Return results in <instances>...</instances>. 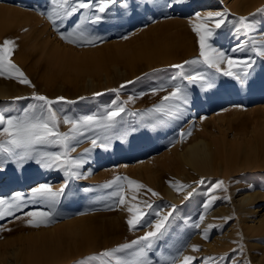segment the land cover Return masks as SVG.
I'll use <instances>...</instances> for the list:
<instances>
[{
    "label": "rangeland",
    "instance_id": "obj_1",
    "mask_svg": "<svg viewBox=\"0 0 264 264\" xmlns=\"http://www.w3.org/2000/svg\"><path fill=\"white\" fill-rule=\"evenodd\" d=\"M126 3L127 7L124 6L125 0H118L117 4L111 6L103 22L85 24L88 33L102 37V41H97L91 46L73 45L60 39L59 33L47 18V12L52 7L51 0H0V43L5 39H13L16 42L18 47L12 60L35 85L33 88L19 83L15 78L0 76V84L7 89V93L0 96V115L19 116L29 105L39 103L31 99L15 100L17 96L31 97L33 92L52 100L62 96L65 97V101L54 104L53 109L61 119L59 130L68 132L70 125L63 123L64 117L75 119L83 115L101 116L106 107H113V101H116V105L125 107V112L117 118L114 128L107 132L98 128L85 131L78 137L79 143L73 141L75 151L70 155L86 161L84 166L78 169L81 174L78 179L66 178L62 171L55 168L46 169L35 162H29L22 170H18L13 163L4 166V171L0 172V198L5 200H11L17 192L25 193L27 199L30 197L29 189L39 183L47 182L58 189L67 181V187L55 206L57 215L48 226L39 228L27 226L28 218L23 212H15V216H20L21 219H15V216L0 219V252L10 254L11 245L17 242L25 243L28 235L41 230L48 231L53 227L61 229L64 222L81 217L92 219L85 221L79 228L85 233L80 248L76 252L70 248L67 254L57 258L56 264H79V261L86 257L99 255L105 250L129 243L144 235L150 230L148 225H142L134 231L129 230L127 225L129 213L126 207L118 206V197L112 195L118 191L117 184L105 187L115 177L121 176L139 181L160 194L158 197L152 196L141 189L138 201L133 202L148 201L153 205L152 209H148L141 204L143 210L148 213L149 221H155V210L167 212L171 210V205L177 207L164 237L149 252L154 264H161V261L170 264L172 258L179 264L182 255L195 256L193 264H203V258L207 256L225 257L222 264H233V261H237L238 264H248V261L251 264H258L264 258L263 231L256 235H248L241 234V230L235 228L238 233L231 235L232 230L229 228L237 226L236 216L239 211L231 209V205L244 190L255 191L261 195L254 206L260 209L257 214L264 212V163L262 168L242 169L231 172L227 174L228 176L223 175L222 171L215 170L210 174L200 175L188 166L185 168L186 174L192 175V177L188 175L189 179L174 174L171 168L166 166L161 168L160 164L157 171L161 179L160 186H153L147 179L137 175L135 169L145 163L156 164L157 160L162 161L164 155L169 154L172 149H181L204 132L215 133L216 136L229 141L245 135H255L259 131L264 132V58L256 56L250 46L244 52L231 51L237 44L245 43L250 38L264 41V13L257 11L264 8V0L246 12L235 11L231 0H126ZM225 9L228 12V23L216 30L211 42L215 48L225 51L230 56L236 58L250 56L256 60L246 84L241 85L229 77H224L214 69H208L204 64L185 65V71L189 75L209 73L214 76V85L209 88L200 84L191 85L186 80L174 81L173 83H181L187 89L191 103L181 119L165 118V123L152 127L155 120L147 115L148 110L161 103L162 97L167 95V91L153 94L152 89L165 87L170 91L169 81L179 71L170 65L199 57L198 37L190 23V20L195 22L194 13L200 12L204 15L209 11ZM83 12L84 10H81L62 24L58 21L60 31L71 30L79 22ZM240 16L249 17L253 25V30L247 34L243 30L237 31L233 26ZM125 35L128 36L127 39L123 38ZM56 39L78 52L103 46L102 49H98V54L117 53L121 60V72L105 79L99 71L94 76L93 83H87V80H84V83L77 81L72 68L58 66L42 53V44L45 42L50 47ZM130 56L132 63L128 66L126 61ZM128 81L133 83L128 84ZM122 84L125 87L120 88ZM109 89L120 91L116 93ZM95 93L102 95L96 96ZM129 97H133L134 100L129 101ZM131 129L135 131L124 137L123 133ZM188 130H191L190 136L184 138L179 136L181 131ZM95 134L110 136L109 147L85 152V149H91V138ZM261 145L263 150L260 148L258 159H264V140ZM40 147L43 151L60 150L58 146ZM7 157V153L0 152V158ZM201 178L205 183H196ZM178 179L191 187L177 192L168 182L179 181ZM219 180L224 181L227 191L219 188L212 193L211 186ZM123 186L128 200L131 201L133 193L128 190L126 183ZM166 186L172 189L173 196L165 192ZM193 188L196 189L194 195L185 200V195ZM210 194L219 198L205 212L203 205L209 200ZM229 196L231 200L225 199ZM225 207H230V210L216 211L210 216L213 210ZM35 208L47 210L45 204H29L24 211ZM202 214L206 218L197 229L194 224L200 222L199 217ZM239 215L240 222L242 217L248 222L249 215ZM229 216L234 218L225 222L223 218ZM208 224L218 227L211 229L209 238L204 239L203 229ZM191 241L195 243L191 244ZM221 242L231 243L233 246L229 249L223 248ZM240 242L244 244L243 253L234 251L239 248ZM210 244L216 248H211ZM191 245H198L200 251L193 252ZM64 250L62 248L59 255ZM130 251L125 250L117 255L127 259L130 258ZM9 257L10 261L15 259L13 256ZM47 258L52 259L48 256ZM47 262L49 261L43 259L39 262L28 260L25 264ZM91 264H101V261H92ZM110 264H115V261L111 260Z\"/></svg>",
    "mask_w": 264,
    "mask_h": 264
},
{
    "label": "snow or ice",
    "instance_id": "obj_2",
    "mask_svg": "<svg viewBox=\"0 0 264 264\" xmlns=\"http://www.w3.org/2000/svg\"><path fill=\"white\" fill-rule=\"evenodd\" d=\"M118 3V0H51L52 7L47 12V18L54 26V29L59 33L60 39L66 43L73 45H91L94 46L97 41H102V37L96 34H90L85 30V24H98L104 21L106 14L109 12L111 6ZM125 7L127 3L125 0ZM84 10L78 23L71 30L60 31V25L66 19L74 16L75 14ZM258 12L264 13V8L258 9ZM43 14V13H42ZM255 15V14H252ZM195 22L192 23V30L198 37L199 44V57L193 60H186L181 64L170 65L171 68L177 69L178 74L171 77L168 87L171 88L168 91L165 87L152 89L153 94L158 91H167V95L162 97L161 103L154 105L148 110L147 115L151 116L155 120V127L157 124L165 123V118L179 120L183 117L187 106L190 105L191 99L189 93L181 83H173L174 81L186 80L189 84H200L202 87H212L215 83V78L209 73H196L187 74L185 71V65L190 64H204L208 69H214L216 73L221 74L224 77H229L239 84H246L248 77L256 64V60L252 57L236 58L228 55L225 51L217 49L212 44V38L217 29H221L227 23V10L223 11H209L204 15L200 12L194 13ZM211 25V26H210ZM237 31H245L247 34L253 30V25L250 22L249 17L240 16L236 23L233 25ZM127 39L128 36L123 37ZM251 47V51L256 56L264 58V41H257L251 39L245 43L237 44L231 49L233 53L244 52L248 47ZM18 47L13 39H5L0 43V76H7L9 78H15L19 83L35 87L31 80L25 75V73L13 62L12 56L15 49ZM128 84L133 81H128ZM125 87L121 85L120 88ZM111 92L118 93L120 89H109ZM94 95L100 96L102 93H95ZM15 100L31 99L37 101V104H31L24 112L19 116L0 115V152L7 153V158H0V172L4 171V166L9 163H13L17 166L18 170H22L29 162H35L37 165L52 169L55 168L62 171L66 178L75 177L80 178V172L78 169L82 168L86 163L83 159L73 158L70 154L75 151L72 146L73 141L79 143L78 137L82 136L85 131H92L93 129H102L105 132L112 129L117 124V118L125 112L123 105H116V101H113V107H106L101 116L95 115H83L78 118L64 117L63 123L70 125L68 132L60 131L61 119L57 115V112L53 109V105L61 101H65V97H57L56 100L49 99L45 95H40L33 92L31 97L17 96ZM84 99V97H80ZM134 100L133 97H129V101ZM71 103V101H68ZM127 103V102H125ZM130 115H136V113H129ZM203 119V118H202ZM135 129L126 130L123 136L126 137L130 132H134ZM191 130L187 132L181 131L179 136L184 138L190 136ZM123 138V137H121ZM111 137L108 135L101 136L95 134L91 138V149H85V152H90L96 148L107 149L110 145ZM40 146H58L59 151H43ZM124 183L128 186L133 195L131 201L126 196V190ZM198 184H204L205 180L201 178ZM113 184H117L118 191L112 195L118 197V206H124L129 213L127 219V225L130 231L136 230L142 225H148L150 230L145 232L144 235L132 240L129 243L118 245L117 247L105 250L99 255H92L79 261V264H91L92 261H101V264H110L111 260L115 261V264H154L153 260L149 256V252L160 241L169 226L170 221L174 218V214L177 212L176 205L170 206V211L164 212L161 210H155L154 215L156 217L154 222L147 219L148 213L143 210L141 204L148 209H152L153 205L148 201H138L139 192L144 189L147 193H151L152 196H159L158 192H155L151 188H147L139 181L130 179L129 177L117 176L115 179L105 187H112ZM170 186L177 192L184 191L190 188L191 185H185L180 181H169ZM67 187V181L60 188H53L50 183H39L29 189L30 197L26 199L25 193L17 192L11 198V200H5L0 198V219L5 216H15V212H23V215L27 217V226L33 228H39L41 226H48L53 222L54 217L57 215L55 210L56 204L59 202V198L64 194ZM227 188L223 180L216 181L211 186V192L214 193L217 189ZM196 189L193 188L188 191L184 199L191 198ZM219 197L210 194L209 200L203 205L205 212L211 207L212 203ZM227 200H231V197H225ZM29 204L39 205L45 204L47 210L41 208H35L33 210L24 211L28 208ZM205 215H200L198 223L194 224V227L199 229L201 223L205 220ZM234 217H224L225 222L232 220ZM15 219H21L20 216H15ZM218 227L214 224H208L203 229V238H209V232L211 229ZM9 230L10 229H5ZM243 237L241 236V241ZM193 252H199L198 245H191ZM125 250H131L129 252L130 258H122L117 253H123ZM240 253L244 252V244L239 243V248L234 250ZM108 258V259H104ZM225 257H213L207 256L203 258V264H222ZM196 260L195 256L182 255L179 260V264H193ZM161 264H164L161 261ZM170 264H177L175 258H172ZM233 264H238L237 261H233ZM248 264H251L248 261Z\"/></svg>",
    "mask_w": 264,
    "mask_h": 264
},
{
    "label": "bare ground",
    "instance_id": "obj_3",
    "mask_svg": "<svg viewBox=\"0 0 264 264\" xmlns=\"http://www.w3.org/2000/svg\"><path fill=\"white\" fill-rule=\"evenodd\" d=\"M261 1L263 0H231V5L237 12H246ZM48 46L49 44L45 42L42 44V53L49 57L58 66L66 67V69L72 68L71 70L75 74V79L79 82L82 81L84 83V80H87V83H93L94 76L99 71L102 72L105 79L113 74L121 72V60L117 53L101 54L100 52L98 54V49H102L103 46L102 48L100 46L95 49H85L78 52L67 47L65 44H62L58 39L54 40L50 47ZM131 60L132 56H130L126 61L127 63H125L129 66V64L131 65L132 63ZM6 93V87L0 84V96L5 95ZM263 134V131H259L258 134L256 133L255 135L253 134L250 136L245 135L240 139L229 141L224 137L216 136L215 133L204 132L202 135L194 137L181 149H172L169 154L164 155V161L163 159L159 162L157 160L158 163L156 162V164L155 162L154 164L145 163L138 166V168L136 167L137 169L134 168L135 173L147 179L148 182L153 184V186H160L161 179L157 173L160 164L162 165L161 168H164L165 166L169 169L171 168V171L174 174H178L181 177L183 176L186 179H189L187 178L189 174H186L185 169L188 166L200 173V175L210 174L214 170L215 172L222 171L223 175H227L229 173L231 174V172L240 171L242 169L262 168L264 159H258L259 155L257 156V154L259 153L260 146H262L261 144L264 140ZM261 150H263V148H261ZM190 176L192 177V175H189V177ZM164 190L168 195L173 196L171 192L172 189L169 186H166ZM260 197L261 195L258 192L244 190V192L238 194V197L233 200L231 209L234 208L239 212L236 216L237 226L234 225L229 228L232 230L230 232L231 235L235 232L238 233V230H236L237 228L241 230V234L246 233L248 235H256L262 231L264 234V212L257 214L260 209L254 206ZM220 210L228 211L230 210V207L213 210L214 212L211 211L213 214L210 216ZM239 214L249 215L248 222H246L243 217L240 222ZM91 219L92 217L72 219L64 222L61 229L53 227L48 231L41 230L32 233L27 236L28 239L25 243L17 242L11 245L10 248L12 252L10 254L0 252V264H25L28 260L39 262L40 259L49 261L43 264H56L57 258L67 254V251H70V248H73L74 250L72 249V251L74 252L80 248V244L83 242L82 237H85V233L79 228L85 224V221ZM225 242H221L223 248L229 249L233 246L231 243ZM193 243L195 242L191 241V244ZM210 245L211 248H216V246L212 247V244ZM209 247L207 249H209ZM62 248L65 250L59 255ZM9 256H13L15 259L10 261ZM47 256L52 257V259H48ZM258 264H264V258H262Z\"/></svg>",
    "mask_w": 264,
    "mask_h": 264
}]
</instances>
